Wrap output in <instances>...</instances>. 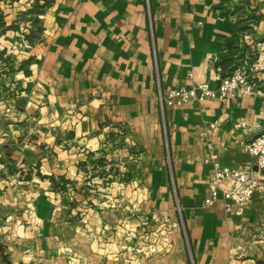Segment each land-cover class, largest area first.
<instances>
[{
	"label": "crops",
	"instance_id": "1",
	"mask_svg": "<svg viewBox=\"0 0 264 264\" xmlns=\"http://www.w3.org/2000/svg\"><path fill=\"white\" fill-rule=\"evenodd\" d=\"M263 41L264 0H0V264H264V189L242 216L203 207L208 148L255 170L264 73L226 103L156 102Z\"/></svg>",
	"mask_w": 264,
	"mask_h": 264
},
{
	"label": "built area",
	"instance_id": "2",
	"mask_svg": "<svg viewBox=\"0 0 264 264\" xmlns=\"http://www.w3.org/2000/svg\"><path fill=\"white\" fill-rule=\"evenodd\" d=\"M23 43L26 44L24 41ZM22 46L23 44L17 43L13 49H19ZM260 73H264V41L256 45L255 57L251 63L237 67L227 76L217 75L215 77L216 86L211 87L206 83H201L188 88L169 90L166 93L159 88L156 102L161 112L165 108L182 107L190 103L200 104L208 100L226 103L240 95L253 93L255 90L254 76ZM209 127L213 128L214 125H209ZM238 127L244 128L245 126L240 124ZM243 148L253 158L255 170L251 168L232 170L223 167L217 155L211 148H208L203 162L211 165L213 175L209 183V196L203 202L205 209L213 207L219 199H222L226 213L242 216L254 195L263 191L264 132L244 144ZM177 211L179 212V209Z\"/></svg>",
	"mask_w": 264,
	"mask_h": 264
}]
</instances>
